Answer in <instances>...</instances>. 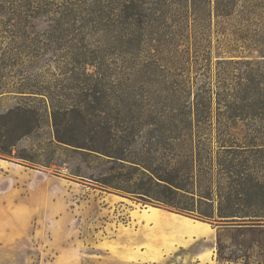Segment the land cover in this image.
I'll list each match as a JSON object with an SVG mask.
<instances>
[{
  "label": "rangeland",
  "instance_id": "obj_1",
  "mask_svg": "<svg viewBox=\"0 0 264 264\" xmlns=\"http://www.w3.org/2000/svg\"><path fill=\"white\" fill-rule=\"evenodd\" d=\"M131 1L0 0V147L9 145L16 119L34 125L18 136L11 154L0 152V264H264V225L218 226L147 203L71 175L79 166L92 171L91 156L72 147L51 154L53 126L41 93L78 94L83 101L81 89L94 88L88 75L96 73L97 97L87 102L101 110L67 135L117 152L115 139L125 134L126 122L164 118L172 102H162L163 96L185 88L183 52L169 43L175 12L140 23L144 18ZM232 1L236 17L227 30L240 45L249 35L264 46V0ZM212 46L215 64L222 54L215 36ZM19 104L32 113L9 114ZM136 140L125 149L128 156L147 137ZM50 159L49 166L41 164ZM218 173L224 195L226 180ZM155 214L172 224H156Z\"/></svg>",
  "mask_w": 264,
  "mask_h": 264
},
{
  "label": "trees",
  "instance_id": "obj_2",
  "mask_svg": "<svg viewBox=\"0 0 264 264\" xmlns=\"http://www.w3.org/2000/svg\"><path fill=\"white\" fill-rule=\"evenodd\" d=\"M131 3L135 14L144 18L140 23L152 16L166 18L168 13L171 16L175 12L177 30L171 32L169 43L176 53L183 52L181 73H189L181 81L185 88L162 95V102H172L171 111L164 118L126 122L125 134L115 139L117 152L74 141L67 135L85 125L87 117L94 121L96 112L101 110L87 102L97 95L93 93L100 84L96 73L88 75V85L94 88L81 89L85 90L81 93L85 95L83 101L78 94L41 93L46 95L53 126L51 154L72 147V151L91 156L95 167L92 171L85 173L79 166L72 169L71 175L137 195L147 203L216 222L218 226L264 225V46L249 35L241 37L247 45H240L230 28L227 30L236 17L232 0ZM214 36L222 48L215 64ZM251 49L257 52L256 57ZM20 111L32 113L28 106L19 104L9 114ZM76 116L81 123L74 121ZM31 123L32 120L16 119L9 132L10 143L0 147V152L11 154L18 136L31 133ZM137 137L147 140L141 148L136 146L139 151L130 150L128 156L125 149L135 145ZM166 154L171 159L163 157ZM19 157L39 163L27 156ZM53 160L40 163L49 166ZM104 161L111 166L100 169ZM220 169L226 180L224 195L217 179ZM259 170L263 171L261 175ZM227 264L236 262L231 260Z\"/></svg>",
  "mask_w": 264,
  "mask_h": 264
},
{
  "label": "bare ground",
  "instance_id": "obj_3",
  "mask_svg": "<svg viewBox=\"0 0 264 264\" xmlns=\"http://www.w3.org/2000/svg\"><path fill=\"white\" fill-rule=\"evenodd\" d=\"M151 220H153L156 224H160L163 226L171 225L172 223L167 218H164L160 215L155 214L153 217H151ZM193 228V227H192ZM195 228V226H194ZM194 230V229H192Z\"/></svg>",
  "mask_w": 264,
  "mask_h": 264
}]
</instances>
